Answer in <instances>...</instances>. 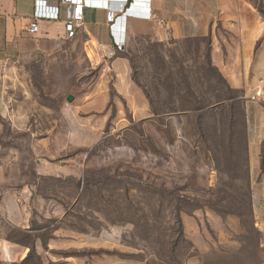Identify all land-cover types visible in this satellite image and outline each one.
<instances>
[{"label": "rangeland", "instance_id": "374dc122", "mask_svg": "<svg viewBox=\"0 0 264 264\" xmlns=\"http://www.w3.org/2000/svg\"><path fill=\"white\" fill-rule=\"evenodd\" d=\"M76 50L64 55L61 100L19 102L21 113L34 120H58L59 133L15 132L9 106L5 117L0 112V158L3 164L8 158L0 168L2 185L17 192L38 187L51 214L47 238L64 230L85 241L82 249L55 255L96 264H264L250 199L243 103L236 101L234 110L224 103L213 112L181 111L192 101L188 88L208 102L229 96L207 66L208 41L169 47L131 42L133 78L152 116L128 111L120 121L114 109L104 129L99 112L94 116L84 106L98 86L89 61L94 53ZM46 135L64 144H37ZM39 169L64 177L41 179ZM32 238L18 232L13 239ZM34 251L42 264H53Z\"/></svg>", "mask_w": 264, "mask_h": 264}, {"label": "crops", "instance_id": "0c3cea01", "mask_svg": "<svg viewBox=\"0 0 264 264\" xmlns=\"http://www.w3.org/2000/svg\"><path fill=\"white\" fill-rule=\"evenodd\" d=\"M45 1L59 7V19H40L39 33L31 34L29 27L35 18L37 0H0V112L5 117L9 106L8 120L15 132L59 133L63 126L58 120L53 125L45 119L42 122L35 117L34 120L28 112L21 113L19 102L61 100L65 93L64 55L71 50L74 53L78 47H84L86 53H93L94 45H99L100 52H105L112 41L104 7H87L84 11L85 27L78 30L75 38H68V6L61 0ZM90 1L109 2L113 9L122 13L119 11L121 2ZM138 1V9L150 7L154 18L126 14L121 19L127 28L126 51L113 60L100 59L97 54L89 60L99 78L97 88L89 95L90 101L84 105L86 110L94 116L99 112L103 118L101 129L112 120L114 109L120 121L128 111L136 117L150 118L149 99L133 78L128 55L131 42L144 39L169 47L179 42L209 40L213 66L232 89L242 93L247 122L250 199L260 236L259 247L264 252V0ZM34 69L39 70V75L34 74ZM258 90L263 91L260 101L251 100ZM76 127L72 125L70 131L75 132ZM2 129L0 124V133ZM37 144L64 143L60 142L58 135L52 138L46 135ZM2 147L0 144V152ZM9 158L14 159L13 156ZM7 159L4 160L7 162ZM1 160L0 168L6 164ZM41 165L44 170L45 162ZM43 170H40L41 179L64 177L60 174L62 172ZM4 178L0 170V264L23 263L32 246L42 260L48 258L53 264H96L84 258L56 256V252L82 249L81 243L85 241L79 235L66 234L64 230L55 232L51 239L47 238L43 233L49 229L51 214L49 203L40 200L42 195L38 187L17 192L14 186L2 185ZM18 232L32 234L33 238L30 242L18 243L13 239Z\"/></svg>", "mask_w": 264, "mask_h": 264}, {"label": "built area", "instance_id": "2783aa9c", "mask_svg": "<svg viewBox=\"0 0 264 264\" xmlns=\"http://www.w3.org/2000/svg\"><path fill=\"white\" fill-rule=\"evenodd\" d=\"M121 2L122 8L119 14L115 9H113L109 2L97 3L88 0H61V2L67 5V21H66V32L68 38H75L78 30L85 27L84 11L87 7L100 9L104 7L107 12V23L110 28L111 33V45L105 52H100V46L94 45L93 52L94 55H98L100 59L113 60L120 54L126 51L128 45L127 28L124 21H121L126 14L134 15L136 17L144 19L154 18L151 8L144 7L138 9L137 5L140 1L138 0H112ZM136 5V6H135ZM133 9V10H132ZM135 9H138L137 11ZM60 10L59 7H54L45 0H37L36 2V14L32 23L29 27V32L31 34L39 33V20L42 18L48 19H59ZM123 20V19H122ZM160 23H163L162 21ZM263 95L262 90H258L252 97L253 101H260Z\"/></svg>", "mask_w": 264, "mask_h": 264}, {"label": "trees", "instance_id": "16d2710c", "mask_svg": "<svg viewBox=\"0 0 264 264\" xmlns=\"http://www.w3.org/2000/svg\"><path fill=\"white\" fill-rule=\"evenodd\" d=\"M207 41L209 43V52L206 55L207 66H208V68H210L211 70H213L217 74V77H218L219 81L224 84V86L226 88V91L229 94V96L225 97V98L218 97L215 102H211L210 100L208 102L206 99L200 100L199 98H197L194 95V92H192V89L188 88V92L191 93L192 101L191 100H190L191 102L188 101L187 106H183L181 111H190V112H197V113L213 112V111L220 110L221 107L225 108V106L224 107L222 106L224 103H227L229 105V107L234 110V109L237 108L236 101H239V102L243 103V106H244V101L242 100V98L241 97L240 98L239 97H235L233 95L236 92L241 93V91L232 89L230 87V85L228 84V82L226 81V79L220 73V71L213 66L212 59H211L210 42H209V40H207ZM242 114L244 116V130H246V142L248 144V141H247V122H246L245 107H244V112ZM263 168H264V158H263ZM252 212H253V210H252ZM21 264H42L40 262V260L36 257V253L34 251V246H32V248H31V253L29 254V257Z\"/></svg>", "mask_w": 264, "mask_h": 264}, {"label": "water", "instance_id": "95a60500", "mask_svg": "<svg viewBox=\"0 0 264 264\" xmlns=\"http://www.w3.org/2000/svg\"><path fill=\"white\" fill-rule=\"evenodd\" d=\"M67 100L69 102H73L74 101V96L73 95H69L68 98H67Z\"/></svg>", "mask_w": 264, "mask_h": 264}]
</instances>
